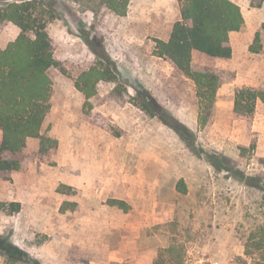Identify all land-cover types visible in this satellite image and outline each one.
<instances>
[{
  "label": "rangeland",
  "instance_id": "obj_1",
  "mask_svg": "<svg viewBox=\"0 0 264 264\" xmlns=\"http://www.w3.org/2000/svg\"><path fill=\"white\" fill-rule=\"evenodd\" d=\"M42 1L55 9L48 33L58 65L48 72L51 109L41 135L56 144L41 154L33 138L20 171L0 178L15 185V199L0 202L24 203L19 212L0 211V236L25 253L23 264H264L245 254L251 233L264 228V191L245 179L264 185V103L248 121L233 113L238 88H264V0H234L244 26L230 34V59L192 54V70L220 78L205 127L194 83L153 55L180 19L177 0H132L123 17ZM18 34L5 23L0 50ZM100 44L126 92L99 82L84 105L75 81L97 62L91 46ZM138 91L194 133L195 151L141 110Z\"/></svg>",
  "mask_w": 264,
  "mask_h": 264
},
{
  "label": "trees",
  "instance_id": "obj_2",
  "mask_svg": "<svg viewBox=\"0 0 264 264\" xmlns=\"http://www.w3.org/2000/svg\"><path fill=\"white\" fill-rule=\"evenodd\" d=\"M70 1L84 10L96 12L106 9L123 17L126 16L132 0ZM177 2L180 6V19L173 25L167 41H155L153 55L169 60L194 83L199 109L198 125L205 127L214 108L220 78L213 72L192 70V53L199 52L215 59H230L232 48L229 37L231 33L242 29L244 17L240 7L231 0ZM254 6L259 7L260 4ZM54 19V6L42 0H5L0 4V28L5 23H11L19 30L16 39L0 50V178L3 180H10L12 173L20 171L28 139L40 140L41 154H45L56 144L55 140L41 135L42 125L51 109L52 82L48 72L58 65L48 33V24ZM258 38L256 34V45ZM91 50L97 62L75 81V88L85 97L84 105H90L91 99L96 96V85L99 82L109 83L113 86V91L126 92L118 79V65L104 46H91ZM252 52L257 53L259 49L252 48ZM137 94L142 97V111L151 117H157L189 149L195 151L196 136L191 130L168 114L145 91H138ZM258 101L264 103V88H238L234 95L235 118L251 120ZM206 156L212 164H217L216 156ZM226 170L233 171L230 167ZM245 179L249 186L264 191L260 179ZM181 184H184L183 181ZM181 191L186 192L185 186ZM111 202L112 205L124 204L119 200ZM20 208L18 202L8 205L0 202V211L16 213ZM245 248L246 256L259 255L264 262V228L251 233ZM0 256L4 259L2 264H23L27 260L25 253L3 236H0Z\"/></svg>",
  "mask_w": 264,
  "mask_h": 264
},
{
  "label": "crops",
  "instance_id": "obj_3",
  "mask_svg": "<svg viewBox=\"0 0 264 264\" xmlns=\"http://www.w3.org/2000/svg\"><path fill=\"white\" fill-rule=\"evenodd\" d=\"M231 1L234 2V0H231ZM164 41H166V40H164ZM194 53H199V52H193L192 54H194ZM0 134L2 137L1 131H0ZM60 136H62V135H60ZM0 141H1V139H0ZM29 141L32 142L33 138L28 139L27 144H29ZM14 193H15V185L14 184L9 183V181H1V183H0V200L1 201L2 200H9V199L14 200L15 199ZM13 202H19L21 204V206L24 207V203H22L21 200L13 201Z\"/></svg>",
  "mask_w": 264,
  "mask_h": 264
}]
</instances>
